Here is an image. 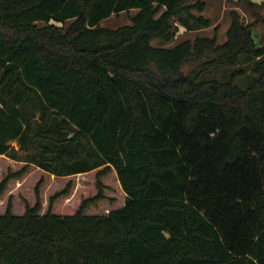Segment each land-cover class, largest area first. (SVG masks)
I'll return each instance as SVG.
<instances>
[{
    "label": "trees",
    "instance_id": "1",
    "mask_svg": "<svg viewBox=\"0 0 264 264\" xmlns=\"http://www.w3.org/2000/svg\"><path fill=\"white\" fill-rule=\"evenodd\" d=\"M237 3L252 21L229 12L223 42L215 28L163 47L212 27L204 0H0V156L96 171L97 189L72 215L52 212L70 182L43 214L42 181L23 214L9 198L0 264H264V2ZM110 172L123 207L86 214Z\"/></svg>",
    "mask_w": 264,
    "mask_h": 264
},
{
    "label": "rangeland",
    "instance_id": "2",
    "mask_svg": "<svg viewBox=\"0 0 264 264\" xmlns=\"http://www.w3.org/2000/svg\"><path fill=\"white\" fill-rule=\"evenodd\" d=\"M255 3H262L264 0H251ZM206 3L205 10L201 13L205 18L212 22V27L195 32H186L180 28L176 34V39L171 44L163 47L173 46L183 40H192L196 36L211 37L214 34V29L217 28L218 42L221 43L225 40V32L229 26V12L232 10L237 11L244 22L250 23L252 18L246 7L243 4H238L237 0H204ZM260 14L264 16V7L259 10ZM134 14L122 13L118 16H111L108 19L100 22V27L116 29L130 23V16ZM258 34H264V29L261 27L255 28ZM154 46H162L158 42H153ZM249 62L242 61L238 69H246L247 74ZM232 71L235 67H228ZM228 69H222L213 72L212 76L222 78L228 73ZM240 85L245 83V78L240 77L236 80ZM237 82H235L237 84ZM238 84V85H239ZM239 85V86H240ZM245 86V85H244ZM17 148L15 143L12 144ZM23 171L20 178L10 179L7 183L3 194L0 197V215L4 214L9 198L12 200V211L15 215H21L25 209V203L29 206H34L36 203L35 188L39 181L42 184L39 188V201L41 203V214L45 213L48 207L49 198L55 193L61 191L68 182L72 187L67 196H63L54 201L52 205V212L58 215H72L79 208L80 204L89 198L96 195V171L86 174H80L69 177H55L50 174L44 173L35 166H27L23 162L11 160L5 156H0V182L4 180L7 175ZM104 189L103 193L106 197L105 200L99 201L91 205L86 210L88 215H106L109 211L117 210L124 205L125 195L118 183L115 172H110L101 180Z\"/></svg>",
    "mask_w": 264,
    "mask_h": 264
}]
</instances>
